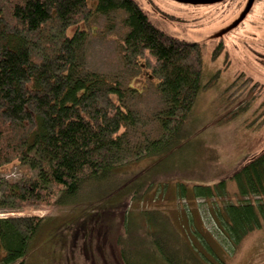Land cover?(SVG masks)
Listing matches in <instances>:
<instances>
[{"label": "trees", "instance_id": "1", "mask_svg": "<svg viewBox=\"0 0 264 264\" xmlns=\"http://www.w3.org/2000/svg\"><path fill=\"white\" fill-rule=\"evenodd\" d=\"M89 1L0 0V169L15 161L33 173L15 181L0 175V210L71 204L120 166L161 153L177 140L200 92L203 68L196 42L163 31L136 0H92L93 7ZM92 9L99 16L126 14L125 56L146 61L162 102L153 137L140 134L139 114L130 104L139 90L84 68L85 34L68 31ZM250 157L226 176L240 197L220 210L233 244L264 220V148ZM228 179L196 185L195 196H224ZM99 211L89 213V223L113 224V229L125 224L122 219L118 225L111 216L95 220ZM145 215L156 228L146 232L143 245L126 224L123 235L111 236L124 264H202L168 238L161 242L169 235L166 227ZM45 219L36 214L1 216L0 264H25Z\"/></svg>", "mask_w": 264, "mask_h": 264}, {"label": "rangeland", "instance_id": "2", "mask_svg": "<svg viewBox=\"0 0 264 264\" xmlns=\"http://www.w3.org/2000/svg\"><path fill=\"white\" fill-rule=\"evenodd\" d=\"M136 1L163 31L201 49V89L177 140L159 154L120 166L100 185L90 184L71 204L15 213L1 209L0 217L46 216L25 264H124L111 236L123 235L126 224L143 245L146 232L156 228L145 213L166 227L169 235L161 242L168 238L202 264H264V220L233 244L220 214L224 203L240 200L234 181L226 176L264 148V0H254L243 19L222 34L247 0ZM125 15L114 11L99 16L92 9L68 33L85 34V69L139 90L130 104L139 114L140 134L150 138L156 135L154 117L162 102L146 61L125 56ZM32 174L15 161L0 169L8 181ZM221 177L228 179L224 196H195L196 185L216 184ZM93 211L100 212L95 220L111 216L125 224L113 229V224L89 223Z\"/></svg>", "mask_w": 264, "mask_h": 264}, {"label": "water", "instance_id": "3", "mask_svg": "<svg viewBox=\"0 0 264 264\" xmlns=\"http://www.w3.org/2000/svg\"><path fill=\"white\" fill-rule=\"evenodd\" d=\"M247 1H248V3H247L246 6L243 8L242 13H240V14L235 18L233 24L230 25V27H228L227 29L223 30V31L221 32V34L227 32L229 29H232V27L235 26V25H237L238 22H240V20L243 19V17L246 15V13H248L247 11H248V10L250 9V7L252 6L254 0H247ZM250 158H252V157H250ZM250 158H248V159H250ZM248 159H247V160H248ZM247 160H246V161H247Z\"/></svg>", "mask_w": 264, "mask_h": 264}, {"label": "flooded vegetation", "instance_id": "4", "mask_svg": "<svg viewBox=\"0 0 264 264\" xmlns=\"http://www.w3.org/2000/svg\"><path fill=\"white\" fill-rule=\"evenodd\" d=\"M225 1V0H224Z\"/></svg>", "mask_w": 264, "mask_h": 264}]
</instances>
